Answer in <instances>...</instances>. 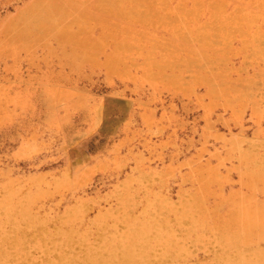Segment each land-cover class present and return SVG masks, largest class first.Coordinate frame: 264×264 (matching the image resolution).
I'll return each mask as SVG.
<instances>
[{"label": "bare ground", "instance_id": "1", "mask_svg": "<svg viewBox=\"0 0 264 264\" xmlns=\"http://www.w3.org/2000/svg\"><path fill=\"white\" fill-rule=\"evenodd\" d=\"M0 37L2 50L30 51L41 45L46 60L55 57L65 64L69 58L72 69L83 63L101 65L110 75L185 92L202 84L208 109L221 104L238 117L249 107L256 121L264 120V0H38L21 13L20 21L3 25ZM234 54L249 58L257 74L231 79L227 70H234L228 66ZM58 91L46 99L51 126L57 125L53 106L66 96ZM25 101L16 100L21 105ZM263 133L258 126L256 137L225 139L224 151L211 153L205 162L198 157L180 164L187 166L183 176L191 183L180 207L163 194L164 179L152 181L137 169L126 179L121 210L100 213L96 227L106 237L98 246L86 243L91 231L83 201L51 216L53 208L39 211L40 199L52 191L40 177L0 174V264H142L151 262L149 249L157 244L174 264H190L181 257L185 240L199 242L207 236L219 244L213 258L221 264H264ZM231 159L237 163L222 171ZM163 172L176 173L171 167ZM232 172L239 177L237 188L229 184ZM139 177L147 178V184ZM62 184V179L52 181L54 187ZM120 211L129 218L124 231L109 220ZM55 228L58 240L49 246ZM178 229L184 231L179 237ZM79 237L85 242L80 257L51 253L57 243L68 247ZM34 249L41 250L40 257ZM104 254L110 257L106 261Z\"/></svg>", "mask_w": 264, "mask_h": 264}, {"label": "rangeland", "instance_id": "2", "mask_svg": "<svg viewBox=\"0 0 264 264\" xmlns=\"http://www.w3.org/2000/svg\"><path fill=\"white\" fill-rule=\"evenodd\" d=\"M31 3L38 0H0V30L10 19L20 21L21 13ZM234 46L240 45L235 41ZM44 54L41 45L30 51L18 48L14 53L0 49V174L12 179L40 177L52 191L40 199L39 211L53 208L51 216L61 214L69 203L83 201V214L91 231L85 240L93 246L106 237L96 227L100 213L121 210L120 195L128 189L126 179L137 169L152 181L164 179L163 194L180 207L188 199L183 192L191 184L183 176L187 166L180 164L198 157L205 162L211 153L224 151L225 139L254 138L258 126L264 130V120L256 121L249 107L238 117L221 104L208 109L210 99L202 84L185 92L110 75L101 65L83 63L72 69L69 58L59 64L57 58L46 60ZM97 58L102 60L103 53ZM229 62L228 66L234 68L227 70L231 79L257 74L256 65L247 57L234 54ZM58 90L66 96L54 104L57 125L51 126L46 99ZM21 98L26 105L16 102ZM146 114L151 115L150 122ZM261 135L264 138V133ZM234 163V159L227 160L221 170ZM167 167L175 169L174 176L163 172ZM147 178L140 179L147 184ZM53 179H62L63 184L54 187ZM238 181V174L232 172L229 184L237 188ZM114 216L109 218L111 226L120 231L129 228V218L123 212ZM53 230L56 234L51 236L49 246L58 240V229ZM179 230L175 232L178 237L184 232ZM82 239L76 238L68 247L57 243L51 253L66 251L80 257L85 250ZM149 250L147 258L151 262L142 264H174L162 244ZM219 250L211 236L199 242L185 240L181 257L190 264H221L213 258ZM34 251L36 257L42 254L41 250ZM101 257L106 261L109 256Z\"/></svg>", "mask_w": 264, "mask_h": 264}]
</instances>
